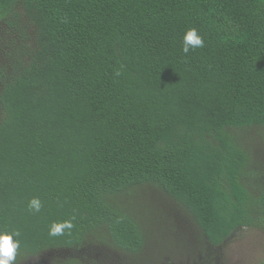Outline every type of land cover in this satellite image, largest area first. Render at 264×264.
Returning a JSON list of instances; mask_svg holds the SVG:
<instances>
[{"label":"trees","instance_id":"16d2710c","mask_svg":"<svg viewBox=\"0 0 264 264\" xmlns=\"http://www.w3.org/2000/svg\"><path fill=\"white\" fill-rule=\"evenodd\" d=\"M158 228L152 264L264 234V0H0V263L146 264Z\"/></svg>","mask_w":264,"mask_h":264},{"label":"rangeland","instance_id":"374dc122","mask_svg":"<svg viewBox=\"0 0 264 264\" xmlns=\"http://www.w3.org/2000/svg\"><path fill=\"white\" fill-rule=\"evenodd\" d=\"M139 203L144 205L147 203L151 207L149 209L146 208L147 211L142 210L140 207L138 208L137 202L129 207L130 211L137 216L143 227L156 229L154 222L157 227H160L164 222L167 223V220L164 219L163 221L155 214L154 209L157 210L158 208L156 203L150 201L147 197L139 199ZM161 230L162 228L157 229L159 232L157 233V242L152 247L154 254L153 256L146 257V264H152L154 261H158L161 256L160 254L162 252H166L165 250H167V248L182 247L174 238V235H171L168 232H166L167 240H164ZM6 247L9 249L8 246ZM176 253L177 251L174 252V255ZM1 257L3 261L7 260L6 257L0 256V261ZM219 257L222 258V260L220 259L221 264H261L264 259L263 232L259 230L247 229L237 235H234V237L224 245Z\"/></svg>","mask_w":264,"mask_h":264}]
</instances>
